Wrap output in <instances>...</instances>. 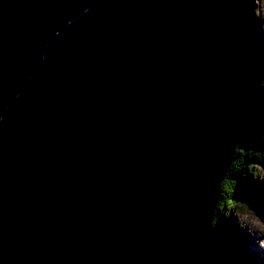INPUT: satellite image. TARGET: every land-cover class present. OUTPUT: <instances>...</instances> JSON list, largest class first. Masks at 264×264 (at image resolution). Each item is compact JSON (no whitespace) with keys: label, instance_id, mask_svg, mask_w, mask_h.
I'll list each match as a JSON object with an SVG mask.
<instances>
[{"label":"water","instance_id":"1","mask_svg":"<svg viewBox=\"0 0 264 264\" xmlns=\"http://www.w3.org/2000/svg\"><path fill=\"white\" fill-rule=\"evenodd\" d=\"M251 2L0 0V264H212Z\"/></svg>","mask_w":264,"mask_h":264},{"label":"trees","instance_id":"2","mask_svg":"<svg viewBox=\"0 0 264 264\" xmlns=\"http://www.w3.org/2000/svg\"><path fill=\"white\" fill-rule=\"evenodd\" d=\"M251 5L248 4V14L251 13ZM249 19V17H247ZM250 20V19H249ZM261 20L257 18L253 23L248 21L246 26L248 37V51L252 61L250 71V83L248 85V102L249 110L246 117V123L243 125L239 142L233 154L232 163L221 183L220 198L211 227V235L218 234L222 242L210 241L212 250H220L224 257L230 254H236L233 246H236L231 240L225 237V219L229 214H224L225 204L233 206L242 205L246 208L257 210L258 207L264 210V185L258 184L256 188L250 189L245 184L246 178L256 177L258 171L254 169L258 167L263 170L264 166V141L260 140L258 135H264V97L259 96L261 87L260 79L264 78V47L257 43L255 29L259 26ZM256 134L258 136H256ZM224 206V207H223ZM264 221V213H257ZM227 221V219H226ZM227 239L228 236H227ZM233 245V246H232ZM214 260V259H213ZM212 264H220L217 260ZM231 264L230 260L227 263ZM245 264H255L247 259Z\"/></svg>","mask_w":264,"mask_h":264},{"label":"rangeland","instance_id":"3","mask_svg":"<svg viewBox=\"0 0 264 264\" xmlns=\"http://www.w3.org/2000/svg\"><path fill=\"white\" fill-rule=\"evenodd\" d=\"M251 13L252 23L260 18L261 22L259 26L255 29L257 43L264 47V0H252ZM259 85L261 87L260 95L264 97V78L260 79ZM262 141H264V135L258 134ZM256 134V136H258ZM258 171L256 177L246 178L245 184L252 189L256 188V185H264V166L263 170L258 167L254 169ZM217 206H219L217 204ZM224 214H229L227 217L225 234L226 240H231L236 246H233L236 254H230L228 257H224L220 250H214L213 261L217 260L218 263H227L230 260L231 264H245L247 259L251 260L255 264H264V221L259 217L257 213H264L263 208L258 207L257 210L246 208L242 205L233 206L230 204L224 205ZM223 206V207H224ZM217 208V207H216ZM210 241L212 242H222L223 238H220L218 234H212L210 236ZM212 261V262H213Z\"/></svg>","mask_w":264,"mask_h":264}]
</instances>
